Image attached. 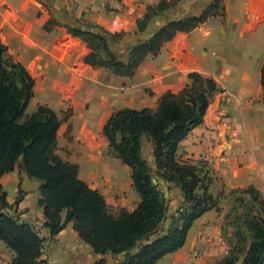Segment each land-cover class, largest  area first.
Listing matches in <instances>:
<instances>
[{
	"label": "crops",
	"instance_id": "1",
	"mask_svg": "<svg viewBox=\"0 0 264 264\" xmlns=\"http://www.w3.org/2000/svg\"><path fill=\"white\" fill-rule=\"evenodd\" d=\"M161 1L0 0V41L33 77L30 101L35 106L48 104L59 117L69 103L70 145L76 158L88 167L89 151L102 142L100 132L113 111L123 107L156 108L163 94L177 93L190 83V73L211 78L218 90L210 96L202 122L179 142L176 157L205 165L215 184L225 188L251 185L264 196V100L260 84L264 0H224V17L211 16L190 30L176 31L157 53H147L132 75L86 63L84 58L90 49L68 30L103 35L115 59L125 63L135 45L146 42L169 21L198 15L212 0H176L139 28L147 8ZM59 119L57 142L64 121ZM146 142L154 162L152 144ZM56 152L73 163L63 156L58 143ZM78 177L89 185L80 176V169ZM0 183L11 205L7 211L43 238L37 264H93L100 258L104 264H117L124 260V253H95L78 237L72 222L51 237L43 225L42 207L37 204L41 180L29 177L22 166L17 164L3 174ZM165 184L174 186L168 181ZM19 191L21 199L13 205ZM216 216L211 209L198 217L183 246L156 264H215L218 257H224L228 251L224 243H219L215 251L202 249L205 237L220 230ZM219 237L215 235L214 239ZM13 255L0 240V264H11Z\"/></svg>",
	"mask_w": 264,
	"mask_h": 264
},
{
	"label": "trees",
	"instance_id": "2",
	"mask_svg": "<svg viewBox=\"0 0 264 264\" xmlns=\"http://www.w3.org/2000/svg\"><path fill=\"white\" fill-rule=\"evenodd\" d=\"M175 1L162 0L148 7L139 28L150 16ZM218 8H222V0H212L198 15L167 22L146 42L135 45L125 63L115 59L103 35L77 28L68 30L90 49L84 58L86 63L132 75L147 53H157L161 44L176 31H187L205 22L217 14ZM189 78L190 83L179 92L163 94L156 108L123 107L113 111L103 125L108 147L130 169L132 187L139 197L134 209H121L113 214L100 191L78 177L77 165L57 154L60 124L57 113L40 104L26 114L33 97V77L0 41V178L18 164L29 177L41 180L37 204L42 207L43 225L51 237L72 222L78 237L95 253H124V260L117 264H156L164 255L181 248L193 222L216 206V198L208 191V171L176 157L179 142L202 122L210 96L218 90L211 78L194 72ZM260 84L264 100V59ZM146 140L152 144L155 171L164 181L178 186L182 195L177 215L170 216V225L165 230L167 201L142 156ZM241 191L249 193L257 207L242 220L250 241L246 247L237 249H241V257L231 253L215 264H264V197L251 185ZM21 193L13 205L18 204ZM10 207L0 183V240L14 253L11 264H37L43 238L31 225L8 213ZM237 238L243 241L239 234ZM133 247L135 251L130 253ZM93 264H104V259Z\"/></svg>",
	"mask_w": 264,
	"mask_h": 264
},
{
	"label": "rangeland",
	"instance_id": "3",
	"mask_svg": "<svg viewBox=\"0 0 264 264\" xmlns=\"http://www.w3.org/2000/svg\"><path fill=\"white\" fill-rule=\"evenodd\" d=\"M225 12L226 7L224 0H222V8L216 10L217 14L215 16L224 17ZM52 24L50 22V25ZM261 53L264 55V49H262ZM45 105L49 107L48 104ZM64 106L65 109L59 113V117L64 121L61 125V133L57 142L63 150V156H66L77 165L78 172L80 169V176L85 178L89 182V185L98 188L111 213L118 214L121 209H133L138 203L139 198L132 187L130 169L110 150L102 131L100 132L102 142L96 146V149L89 151V167L82 164L80 160L76 158L75 150L70 145L73 142V134L72 124L69 122L68 117L72 114V110L69 107V103H66ZM35 108V103L30 101L25 111L26 114L29 115ZM142 156L149 164L154 183L162 191L167 201V217L163 227L165 230L170 225V216H176V209L182 204L181 191L179 192L180 188L178 186L166 185L165 181L155 171V165L154 162L151 161L150 149L146 141L143 144ZM201 166L202 171L207 170V168L204 167L205 165ZM209 179L208 191L216 198V206L213 210L217 212L216 219L220 222V230L215 235L220 236L222 240L217 241L214 239L215 235H207L204 241L205 246L202 249H206V252L209 250L215 251V249L221 245L219 243H224L228 250L223 253L224 257L231 253L241 257L242 251L241 249H237L239 247H246L250 241V234L242 224V220L248 218L251 212L256 210L257 207L251 201L249 193L241 191L242 188H225L224 185H220L218 182L215 184L213 182V175H209ZM216 180H218L217 177ZM257 191L259 192V190ZM179 195H181L180 198L178 197ZM261 196L264 197L263 195ZM157 234H160V232ZM237 234L242 237L243 241L239 242ZM152 236L155 237L156 235ZM49 252L52 253V250H49ZM222 258L221 256L218 257L215 262H220ZM46 260L51 261L50 257H47Z\"/></svg>",
	"mask_w": 264,
	"mask_h": 264
},
{
	"label": "water",
	"instance_id": "4",
	"mask_svg": "<svg viewBox=\"0 0 264 264\" xmlns=\"http://www.w3.org/2000/svg\"><path fill=\"white\" fill-rule=\"evenodd\" d=\"M135 248H136V247L131 248V249L129 250V252H130V253L134 252V251H135Z\"/></svg>",
	"mask_w": 264,
	"mask_h": 264
},
{
	"label": "built area",
	"instance_id": "5",
	"mask_svg": "<svg viewBox=\"0 0 264 264\" xmlns=\"http://www.w3.org/2000/svg\"><path fill=\"white\" fill-rule=\"evenodd\" d=\"M103 2H108V0H102ZM220 237L217 239V241H220Z\"/></svg>",
	"mask_w": 264,
	"mask_h": 264
}]
</instances>
